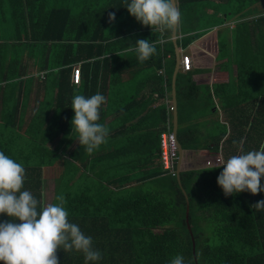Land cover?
<instances>
[{"label": "trees", "instance_id": "trees-1", "mask_svg": "<svg viewBox=\"0 0 264 264\" xmlns=\"http://www.w3.org/2000/svg\"><path fill=\"white\" fill-rule=\"evenodd\" d=\"M175 2L180 12L175 46L181 50L203 36L201 31L225 24L227 15L233 21L232 28L212 30L217 68L234 70L227 82L223 74L217 76L220 83L210 85L198 84L190 71L175 75V139L182 155L197 151L205 159L221 154L226 160L240 154L233 141L241 139L244 152L259 150L264 145V0ZM207 2L213 8L222 4L225 12L207 13ZM127 3L0 0V152L24 166L22 190L38 200V210L43 169L59 167L50 203L62 196L69 221L102 254L88 264H170L178 254L184 264H264V211L250 207L264 193L225 196L216 183L223 166L180 169L178 180L162 171L158 137L167 114L162 105H152L170 91L173 46L170 32L162 37L142 26ZM110 12L115 13L112 23ZM160 38L163 43L157 44ZM138 39L156 46L143 63L125 51ZM76 66L80 80L72 84ZM33 73L43 76L34 82ZM32 83L42 94L23 126L20 117L14 118L19 102H12L13 94L17 89L25 97ZM96 93L106 98L97 122L109 134L89 155L72 131L71 101L76 94ZM168 117L171 129L172 113ZM117 139L120 146L113 149ZM7 219L0 214V221ZM56 255L60 264H85L75 250L61 248Z\"/></svg>", "mask_w": 264, "mask_h": 264}, {"label": "clouds", "instance_id": "clouds-1", "mask_svg": "<svg viewBox=\"0 0 264 264\" xmlns=\"http://www.w3.org/2000/svg\"><path fill=\"white\" fill-rule=\"evenodd\" d=\"M125 8L142 26L158 31L162 37L175 30L180 23L175 0H130ZM114 20L115 13L110 12L109 23ZM125 51L134 52L139 62L143 63L155 54L156 46L148 39H138ZM105 103L106 98L100 93L90 97L76 94L71 101L74 112L72 131L77 133L79 144L89 155L106 143L109 134V129L97 122L100 108ZM233 143L240 154L226 160L219 154L221 159L216 168L223 166V170L217 176V185L225 196L244 191L252 195L264 193V184L261 183V178H264V145L259 150L244 152L243 139ZM24 181V166L0 152V214L8 217L0 221V262L60 264L56 253L61 248L65 252L75 250L82 253L85 264L100 260L102 254L93 248L92 238L69 221L64 198L57 197L58 203H49L38 210V200L30 191L22 190ZM250 207L264 211V199ZM170 264H184V257L178 254Z\"/></svg>", "mask_w": 264, "mask_h": 264}, {"label": "crops", "instance_id": "crops-1", "mask_svg": "<svg viewBox=\"0 0 264 264\" xmlns=\"http://www.w3.org/2000/svg\"><path fill=\"white\" fill-rule=\"evenodd\" d=\"M227 22L229 23V21H227ZM227 22H225V24H223L222 26H225ZM230 22H233V21H230ZM182 53H184L190 57L191 67H190L189 71L193 72L192 73V74H194L193 79L200 85L204 84L205 82L208 85H210L211 83H214V82L220 83L221 81L219 79H217L218 78L217 76H219L221 74H223V81L222 82L224 83V82L228 81V78L230 79L234 75V70L232 67L225 68V71H222V73H220L219 68H217V65L220 62L215 61V57H216L215 32L210 31L207 34L200 37L199 39L193 41L191 44H189L186 47L185 50H182ZM31 78H32V80H34V82H35L36 78L39 79L37 77V73H33L31 75ZM24 88L22 91L25 90ZM25 92H26L25 97L22 95L20 97V94H19V92H17V89H16V91L13 94V101H12L13 103L16 101L19 102L17 105V109H19V111L16 112V114H15L16 116L14 118H15V120H17L20 117L21 118L20 123L23 126H26L28 124V122L30 121V118H32L34 116L35 111H36L35 105L37 106V104L40 102L42 90H40V91L37 90V86L35 85V83H32L31 85H29L26 88ZM165 97L169 98L171 101L170 91L168 93H165L164 98ZM164 98L160 99L159 101L155 100L153 102L152 108H155L159 105H162L163 107H165L164 101H163ZM212 101L215 103L214 108H219V105L217 104V100L215 98H212ZM21 105H23L22 109H21ZM220 113L218 114L217 117L221 121ZM2 117H4V113H3V109H2V104L0 102V119ZM213 118H214V116H213ZM108 120L109 119H105L104 123H107ZM119 141H120V139H117L116 141L114 140L113 149L116 148V145L120 146V144L118 143ZM70 148H71V146L69 147V149ZM55 166H57V165H55ZM55 166L53 165V168ZM51 169L52 168L47 167V168L43 169V171H47V170H51ZM146 183L148 184L149 181H146ZM146 183H144V184H146ZM132 188H134V187H132ZM128 189H131V187Z\"/></svg>", "mask_w": 264, "mask_h": 264}, {"label": "built area", "instance_id": "built-area-1", "mask_svg": "<svg viewBox=\"0 0 264 264\" xmlns=\"http://www.w3.org/2000/svg\"><path fill=\"white\" fill-rule=\"evenodd\" d=\"M225 26L228 28H231L232 24L227 23ZM163 39L160 38L157 41V44H162ZM180 55L178 59V71L181 73L189 71L191 67V61L190 57L184 53H182V50H180ZM168 58V57H166ZM158 73L162 74L161 71H158ZM43 73H38L37 77L42 78ZM70 79L73 84H78L80 80V74L78 71V66L72 69L70 74ZM164 105L166 108V129L159 133L158 137V144H159V162L161 165L162 171L169 175L173 176L176 172V159H177V146H176V139L175 136L172 134L171 129H169V117L173 112V107L171 104V101L169 98H164ZM221 159V157L218 155L216 157H213L212 159H206L204 162L205 166H215L218 165V161Z\"/></svg>", "mask_w": 264, "mask_h": 264}, {"label": "rangeland", "instance_id": "rangeland-1", "mask_svg": "<svg viewBox=\"0 0 264 264\" xmlns=\"http://www.w3.org/2000/svg\"><path fill=\"white\" fill-rule=\"evenodd\" d=\"M212 4H213L212 2L205 3L206 6L203 7L204 8V11L206 10L207 13H211L212 12L211 11L212 9H217L216 11L221 12V14H223L225 12L224 11V6L222 4L216 5L215 8L211 7ZM231 19H232V17H230L229 15H227V17H226L225 20H226V22L227 21L230 22ZM217 23H218V21H217ZM221 26L222 25L220 24V25L215 26L214 28L218 29ZM213 29H211L209 31H208V29H206V30H203L201 32H204V34H207L206 31L207 32H210ZM223 31L224 30L221 29V32L220 33L222 34ZM200 37H202V35ZM220 112H221V110L218 111V114ZM75 144H76V142H73L72 146H74ZM205 160H206L205 158H203L202 156H200V155L197 154V151H195V152L194 151L193 152H189V153L185 154L184 156L181 155L180 169H189V168H197V167H200V166H204ZM57 170H59V167L58 166H55L51 170L44 171L43 181H42V186H41V195H42L41 201H42V207L43 206H46L51 201L52 194H53V187L55 185V179H56V172H57ZM160 179H163V178H160ZM163 180H165V178ZM146 184H145V186H146ZM148 184H150V183H148ZM147 187H149V186H147ZM147 187H144L143 186V188H147Z\"/></svg>", "mask_w": 264, "mask_h": 264}, {"label": "water", "instance_id": "water-1", "mask_svg": "<svg viewBox=\"0 0 264 264\" xmlns=\"http://www.w3.org/2000/svg\"><path fill=\"white\" fill-rule=\"evenodd\" d=\"M175 5H176V2H175ZM176 38L177 37H176V29H175L172 32H170V40L173 46V55H174V66H173V70H172L171 78H170V98H171V104L173 107L171 132L174 136L176 133V113H175L176 102H175V94H174V80H175V75L178 71V59L180 55V50L175 46ZM176 146H177V159H176L175 177H176V180H178V173L180 171V160H181L182 150H181L180 145L177 142H176ZM185 222H187V203L185 205ZM186 227L189 232V226L187 224H186ZM191 241H192V238H191ZM192 251H193V243H192Z\"/></svg>", "mask_w": 264, "mask_h": 264}]
</instances>
